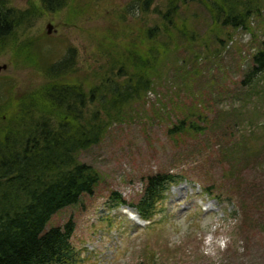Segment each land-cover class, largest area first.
Listing matches in <instances>:
<instances>
[{"label":"rangeland","instance_id":"obj_1","mask_svg":"<svg viewBox=\"0 0 264 264\" xmlns=\"http://www.w3.org/2000/svg\"><path fill=\"white\" fill-rule=\"evenodd\" d=\"M29 1L40 6V0L12 4L26 8ZM131 1L72 0L18 31V44L29 36L51 62L74 49L69 82L88 92L111 60L138 39V19L124 12ZM259 2L261 16L250 19L248 30L221 28L204 7L190 4L187 22L195 35L189 44L176 42L180 48L159 59L151 90L131 103L124 121L78 154L99 181L92 194L54 213L47 228L72 221L80 264H264V81L249 76L252 55L264 40V0ZM150 19L158 22L155 15ZM2 66L0 99L11 101L47 82L37 60L27 63L9 49L0 54ZM247 81L257 84L241 85ZM183 118L201 130L168 135ZM242 136L255 149L249 158L231 149ZM224 170L234 179H224ZM166 172L182 179L168 188L152 218L142 220L135 204L146 178Z\"/></svg>","mask_w":264,"mask_h":264},{"label":"trees","instance_id":"obj_2","mask_svg":"<svg viewBox=\"0 0 264 264\" xmlns=\"http://www.w3.org/2000/svg\"><path fill=\"white\" fill-rule=\"evenodd\" d=\"M71 2L40 0L37 6L29 1L26 8H18L13 0H0V54L9 49L27 63L37 60L47 79L45 85L21 97L0 99V264H80L71 242L72 221L47 228L54 213L77 203L82 194H92L99 181L98 172L80 163L78 154L97 145L110 127L124 121L131 103L151 90L153 77L159 74V59L180 48L176 42L189 44L195 35L187 22L190 4L204 7L213 24L236 30H248L250 19L260 17L263 10L259 0H132L124 12L138 19V39L117 54L118 61L111 60L98 84L85 92L82 84L69 82L74 49L68 48L60 60L51 62L34 49L37 42L27 40L29 36L18 44V31L24 33L39 15L54 14ZM120 34L126 35L121 30ZM251 63L250 79L264 81V40ZM245 82L241 85L253 88L257 84ZM201 122L209 125L206 120ZM198 130L195 122L183 118L168 135ZM261 130L264 135V125ZM243 136L231 149L249 158L255 149L244 143ZM222 175L234 179L230 171ZM180 179L172 172L147 177L143 195L135 204L140 217L150 220L154 207ZM112 194L123 203L117 192Z\"/></svg>","mask_w":264,"mask_h":264},{"label":"water","instance_id":"obj_3","mask_svg":"<svg viewBox=\"0 0 264 264\" xmlns=\"http://www.w3.org/2000/svg\"><path fill=\"white\" fill-rule=\"evenodd\" d=\"M46 33H47V35L50 34V25H47V27H46ZM4 69H5V66L0 67V71L1 70H4Z\"/></svg>","mask_w":264,"mask_h":264},{"label":"bare ground","instance_id":"obj_4","mask_svg":"<svg viewBox=\"0 0 264 264\" xmlns=\"http://www.w3.org/2000/svg\"><path fill=\"white\" fill-rule=\"evenodd\" d=\"M131 217H133V216H131Z\"/></svg>","mask_w":264,"mask_h":264}]
</instances>
